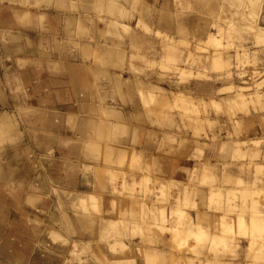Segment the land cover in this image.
I'll return each mask as SVG.
<instances>
[{
	"label": "clouds",
	"instance_id": "9594fccd",
	"mask_svg": "<svg viewBox=\"0 0 264 264\" xmlns=\"http://www.w3.org/2000/svg\"><path fill=\"white\" fill-rule=\"evenodd\" d=\"M0 264H264V0H0Z\"/></svg>",
	"mask_w": 264,
	"mask_h": 264
}]
</instances>
